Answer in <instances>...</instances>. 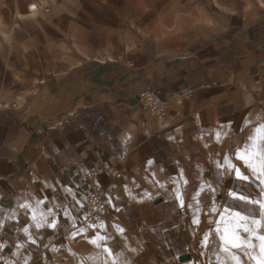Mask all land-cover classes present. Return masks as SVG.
I'll return each mask as SVG.
<instances>
[{"label":"rangeland","instance_id":"obj_1","mask_svg":"<svg viewBox=\"0 0 264 264\" xmlns=\"http://www.w3.org/2000/svg\"><path fill=\"white\" fill-rule=\"evenodd\" d=\"M39 2L45 5L40 21H20L15 43L0 34V103H9L0 107V123L22 118L27 130L32 123L42 134L49 129L56 133V128L63 129L69 121L75 128H91L94 121V128L108 130L118 106L125 105L118 104L126 100L125 87L139 77L140 67L171 58L165 54L175 55L176 43L184 34L189 37L209 24L206 16L215 22L223 14L224 23L232 27L264 17V8L256 0H0V32L10 31L17 5L25 12L30 3L39 7ZM138 98L140 110L150 116L152 128L158 129L163 116L161 100L150 89ZM144 102L156 103L162 116L144 109ZM43 117L49 119L47 123ZM128 148L121 151L120 167L112 175L127 181L134 176L138 182H125L121 188L116 183L100 185L93 182V175L82 217L89 209L88 192L108 187L101 222L85 238L78 231L82 229L80 217L43 249L40 264H233L220 251L216 227L229 211H258V206L237 201L234 191L237 196L261 198L259 181L239 180L224 163L227 157L251 175L236 159L235 150L207 152L190 160L183 157L188 151H177L178 146L159 140L152 143L156 160L142 168L128 166L132 156ZM148 154L152 157L151 151ZM155 161L162 165L156 167ZM184 216L185 231L180 225ZM258 232L264 234V230ZM205 234L209 236L207 246ZM98 236L106 239L91 243ZM253 243L257 248L252 255L258 257L259 241ZM182 254H190L191 259L181 261ZM242 259L244 264H256L248 257Z\"/></svg>","mask_w":264,"mask_h":264},{"label":"crops","instance_id":"obj_2","mask_svg":"<svg viewBox=\"0 0 264 264\" xmlns=\"http://www.w3.org/2000/svg\"><path fill=\"white\" fill-rule=\"evenodd\" d=\"M256 2L264 8V0ZM44 7L30 3L25 12L37 11L38 15L28 19L17 17L16 10L10 31L0 34L15 43L20 21L39 22ZM206 17L209 24L203 25L204 30L189 37L184 34L176 43L175 55L165 54L171 58L140 67L139 77L125 87L126 100L118 103L125 105L118 106L108 130L94 128V121L91 128H75L69 121L63 129L56 128V133L49 129L42 134L32 123L27 130L22 118L0 123V264H16L23 258L29 264L42 263L43 249L86 211V191L93 175V182L100 185L116 183L121 188L125 182L137 183L134 176L127 181L112 175L120 167L125 147L132 152L127 161L131 167L145 168L151 159L156 160L152 143L159 140L190 153L183 157L197 160L207 152L234 151L246 142L252 128L264 123V17L242 27L225 24L223 14L215 22ZM149 89L164 105L156 130L138 104V96ZM8 105L0 103V107ZM37 200L43 201L41 210L51 209L55 214L47 217V223L57 221L55 229L47 223L36 228L31 208L20 207L35 206Z\"/></svg>","mask_w":264,"mask_h":264},{"label":"snow or ice","instance_id":"obj_3","mask_svg":"<svg viewBox=\"0 0 264 264\" xmlns=\"http://www.w3.org/2000/svg\"><path fill=\"white\" fill-rule=\"evenodd\" d=\"M245 123L251 122L245 121ZM217 137H219V133H217ZM235 157L243 162V166L249 170L250 176L241 172L240 168L233 164L227 157L224 163L229 169L235 172V176L239 180L249 183L259 181L257 187L259 188L258 195L261 198H253L250 194L244 193L237 196L235 191L232 193L237 201H242L246 205L258 206V211L254 213L246 208L244 212L229 211L227 218L221 216V223L216 227V233L219 235L221 241L220 251L225 253L226 257L230 258L233 264H244L242 256L255 260L256 264H264V234H259L258 232V229L264 230V123H259L258 126L252 128L251 134L247 137V141L243 146L235 149ZM42 203V200H37L35 206L28 204L20 205V207L26 210L31 208V217L35 222L36 228L44 226L47 223V217L49 215H55L51 209L46 213L41 210L39 205ZM181 206H183L182 201ZM212 211L215 212L216 208L213 207ZM56 223L57 221L53 220L51 223H47V226L55 229ZM194 223H199V221L194 220ZM118 230L120 232L124 231L123 229ZM24 231L28 233V228H24ZM78 231L83 230L80 229ZM242 233L246 235H242ZM104 239L106 237L98 236L91 243L96 244L97 240ZM208 239V234H205L204 246H207ZM254 240L259 241L258 257L252 255V251L257 248V245L253 243ZM32 243H35V241H32ZM233 249L238 250L242 255L237 254ZM105 250L111 255V249L106 248ZM177 255L179 257V254Z\"/></svg>","mask_w":264,"mask_h":264},{"label":"built area","instance_id":"obj_4","mask_svg":"<svg viewBox=\"0 0 264 264\" xmlns=\"http://www.w3.org/2000/svg\"><path fill=\"white\" fill-rule=\"evenodd\" d=\"M144 109H147L153 115H157L158 117L162 116L161 110L158 111V106L156 103L152 105L151 103H143ZM110 191V188L93 190L88 192V202L89 209L86 214L82 217L80 221V226L83 229V236L88 237V233L96 227L102 220L104 215L105 207L107 205V193ZM16 264H26L23 259H20Z\"/></svg>","mask_w":264,"mask_h":264},{"label":"bare ground","instance_id":"obj_5","mask_svg":"<svg viewBox=\"0 0 264 264\" xmlns=\"http://www.w3.org/2000/svg\"><path fill=\"white\" fill-rule=\"evenodd\" d=\"M43 4H42V2L39 3L40 9L45 6V5L43 6ZM37 15H38L37 11L22 12V11H20V9L17 10V17H19L21 19H28V18H31V17L34 18ZM117 176H120V174H117Z\"/></svg>","mask_w":264,"mask_h":264},{"label":"water","instance_id":"obj_6","mask_svg":"<svg viewBox=\"0 0 264 264\" xmlns=\"http://www.w3.org/2000/svg\"><path fill=\"white\" fill-rule=\"evenodd\" d=\"M162 200V198H159L156 200V203H159ZM180 259L181 261H187L191 259V255L190 254H182L180 255Z\"/></svg>","mask_w":264,"mask_h":264}]
</instances>
